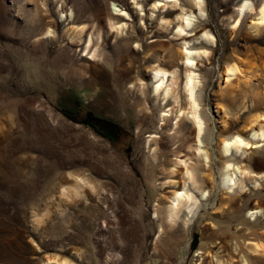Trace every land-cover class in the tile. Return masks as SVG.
I'll use <instances>...</instances> for the list:
<instances>
[{"label": "rangeland", "instance_id": "374dc122", "mask_svg": "<svg viewBox=\"0 0 264 264\" xmlns=\"http://www.w3.org/2000/svg\"><path fill=\"white\" fill-rule=\"evenodd\" d=\"M243 1L0 0V264H264V137H251L264 125V0L242 20ZM181 10L194 18L178 35ZM202 24L207 44L190 31ZM184 43L210 50L192 67L207 165L191 115L162 98L166 81L154 91L161 63L182 102ZM238 131L257 142L224 155ZM227 161L251 172L229 187ZM184 189L195 204L170 218Z\"/></svg>", "mask_w": 264, "mask_h": 264}, {"label": "bare ground", "instance_id": "6f19581e", "mask_svg": "<svg viewBox=\"0 0 264 264\" xmlns=\"http://www.w3.org/2000/svg\"><path fill=\"white\" fill-rule=\"evenodd\" d=\"M190 6H197L198 11L202 12L204 9L201 7L203 4V0H188ZM165 4V3H164ZM156 6V4H155ZM116 9V8H115ZM250 9L254 10L255 6L252 2L249 0H244L243 3H241L238 6V14L240 17H245L246 13L245 10ZM178 11V15L176 18L178 19L177 26V34L181 35L184 30L191 27L194 15L192 14L193 11L187 12V11ZM169 15H171L170 11H166L162 16L161 19L164 20V23L162 26L167 28V25H169V22L171 19H169ZM239 20V18H238ZM258 23H264V2L260 7L258 17L255 19L254 27L258 28ZM111 25V23H110ZM112 26V25H111ZM84 30V27L80 28V32ZM50 29L47 31V33H50ZM190 31L193 33V38H198L199 36L203 38L204 44H207V42H212L214 40L213 35L211 34L210 30L208 29L206 24L198 25L195 28H192ZM156 36H164L162 32H158V35ZM181 39L187 40L186 37H182ZM91 42V34L88 37V43ZM187 41H185L186 43ZM161 42L157 37H154L151 43V46H156L160 44ZM184 43V50H181V58L183 60L184 64V78L182 85L180 84V90L182 93V102L179 103V94H178V87H179V75L177 74L176 69H169L166 67H163L161 63H157L154 67V77L157 78V84L154 87V91L157 93L160 91L162 86L164 85L165 81L167 82L165 87L162 88V98H166L167 96H170L173 100V103H177L176 108V116L180 117L181 115L190 114L192 117V121L194 123V152L193 155L196 156L197 160L203 162L205 165L207 160H209V153L204 148L205 145H203L202 135L205 132V120L202 116L201 110H200V99H199V93H198V86H199V77L198 72L195 71L192 67H195L197 65L196 59L203 56L208 55L210 50L201 45L194 48H187ZM227 76H231L238 71V67L235 61L229 63L227 65ZM142 84V83H141ZM141 84H139L140 90ZM144 86V85H143ZM144 104L146 105V100L144 99ZM170 111H172L170 109ZM258 119L264 120V113L256 116ZM166 118V117H165ZM163 118V119H165ZM256 118V120H257ZM167 121V120H166ZM167 123V122H166ZM251 137L252 138H262L264 137V125H260L258 129H254L251 127ZM264 139V138H263ZM257 141H251L248 138L243 137V135L238 131L234 132L231 135H227L226 137H223L221 140V151L224 153V155L228 154L229 152L235 151L238 152L239 150H242L244 153L247 150V146L255 143ZM192 146V145H191ZM190 164V168H187V178L190 181L191 185L195 189L200 190V186L196 180V173H195V167L196 162H188ZM251 171L247 169V166H243L242 164H234L232 162L227 161L224 165V177L226 180V183L230 186L234 181V178L236 176V173L239 175H243L244 173H250ZM245 175V174H244ZM257 175V174H256ZM262 176V175H261ZM236 181V180H235ZM177 193V192H176ZM175 203L173 204L171 208V212L169 214L170 218H175L178 215V211L181 205H184L189 210L192 209L193 205L195 204V197L189 192L188 190L184 189V192L182 194H177L174 197ZM261 209L258 208L257 211H260ZM256 211L251 212V214H255ZM256 245V244H255ZM257 247V246H256ZM263 250V247L261 248ZM48 259H51L48 258ZM58 263L62 264H73L72 262L68 261L67 259H58L53 258Z\"/></svg>", "mask_w": 264, "mask_h": 264}, {"label": "trees", "instance_id": "16d2710c", "mask_svg": "<svg viewBox=\"0 0 264 264\" xmlns=\"http://www.w3.org/2000/svg\"><path fill=\"white\" fill-rule=\"evenodd\" d=\"M87 117H91V112H88V115H87ZM84 120H85V121H86V120L88 121V120H89V118H85Z\"/></svg>", "mask_w": 264, "mask_h": 264}]
</instances>
